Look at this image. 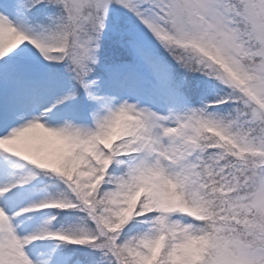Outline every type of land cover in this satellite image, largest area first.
<instances>
[{"label":"snow or ice","instance_id":"6c2138e0","mask_svg":"<svg viewBox=\"0 0 264 264\" xmlns=\"http://www.w3.org/2000/svg\"><path fill=\"white\" fill-rule=\"evenodd\" d=\"M0 264H264V0H0Z\"/></svg>","mask_w":264,"mask_h":264}]
</instances>
